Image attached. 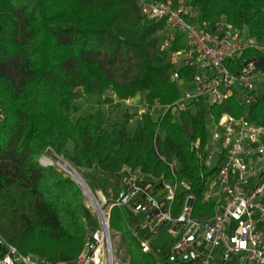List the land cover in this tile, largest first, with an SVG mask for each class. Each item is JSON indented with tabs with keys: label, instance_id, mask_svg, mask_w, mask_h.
Instances as JSON below:
<instances>
[{
	"label": "trees",
	"instance_id": "trees-1",
	"mask_svg": "<svg viewBox=\"0 0 264 264\" xmlns=\"http://www.w3.org/2000/svg\"><path fill=\"white\" fill-rule=\"evenodd\" d=\"M186 1L202 24L223 17L264 44V0ZM163 28V21L140 15L136 0H0V238L20 254L74 264L90 232L82 190L57 167L40 164L47 148L78 170L117 182L124 169L170 180L156 147L176 163V179L187 181L195 198L194 216L202 215L201 175L212 171L199 165L190 143H205L208 114L240 117L243 109L230 99L208 110L198 104L178 118H151L153 108L179 94L169 55L181 48L182 36L161 50ZM248 58L264 72V55L247 51L237 63ZM79 89L85 99L110 92L102 104L116 108L142 95L147 111L140 127L129 133L128 114L109 127L102 113L72 119ZM248 119L264 126V92ZM183 199L177 196V206ZM125 212L113 208L109 223L125 238L128 264H162L142 253L132 231L138 220L130 226Z\"/></svg>",
	"mask_w": 264,
	"mask_h": 264
},
{
	"label": "built area",
	"instance_id": "built-area-1",
	"mask_svg": "<svg viewBox=\"0 0 264 264\" xmlns=\"http://www.w3.org/2000/svg\"><path fill=\"white\" fill-rule=\"evenodd\" d=\"M136 4L142 17L164 22L161 50H168L176 35L182 36L181 48L169 55L170 80L179 94L163 107L160 116L178 118L186 111L194 113L198 104L208 110L230 99L243 114L223 113L218 118L208 114L205 143L200 139L190 143L199 165L212 171L201 175L200 217L194 216L195 198L188 193L189 183L176 179L178 166L155 147L159 160L169 167L171 179L124 169L116 189L93 195L96 206L88 199L98 228L89 232L74 264H117L113 239L120 242V235L109 223L113 208L138 217L132 228L134 238L142 253H153L162 264H264V126L248 119L249 108L262 94L254 81L264 72L254 58L237 63L247 51L264 55V44L223 17L212 25L202 24L186 0L177 5L171 0H136ZM182 71L190 74L182 77ZM66 163L50 148L40 158L41 165L69 174ZM181 194L184 199L177 206ZM209 205L210 213L206 211ZM164 229L172 239L166 249L153 252L150 243ZM0 264L51 263L22 255L0 238Z\"/></svg>",
	"mask_w": 264,
	"mask_h": 264
},
{
	"label": "rangeland",
	"instance_id": "rangeland-1",
	"mask_svg": "<svg viewBox=\"0 0 264 264\" xmlns=\"http://www.w3.org/2000/svg\"><path fill=\"white\" fill-rule=\"evenodd\" d=\"M254 84L259 93L264 92V76H261L260 78L256 79L254 81ZM77 95L78 96L74 101V105L71 110L72 119H75L78 116H87L91 114L102 113L103 115H105L106 118V126L109 127L110 124L124 120V115L128 114L130 115V119L128 121L127 129L131 135L135 133L138 127H140L141 125L140 116L147 111L146 108L143 107L144 97L141 96H137L133 98L132 102L128 101L127 104L123 103L119 108H116L115 106L108 107L103 105L102 104L103 100H96V98L85 99L84 96L81 94V90H77ZM102 97L103 99L104 97L113 98L110 92H107L105 96ZM162 112L163 109L155 110V108H153L149 113L151 118L154 121H156L159 117H161L160 113ZM65 161L67 162V164H70L67 160ZM74 169L78 172V174H80V177L83 180L84 184L88 187V189L92 192L94 196L98 195L99 191L103 195H107L109 191L116 189L117 180L114 178L104 177L102 176V174H97L96 172L88 169H84V170L83 169L78 170L76 168ZM65 175H67L68 178L73 182L75 181L74 179H72L70 173ZM84 200H85V207L87 206V210H85L84 213L86 219V226L89 228V231L92 232L96 228H98V223L97 220L92 216V209L90 207V202L85 195H84ZM137 220L138 217H134L132 214L126 213V222L130 226H133ZM111 230L115 234L120 235V242H117L115 239H113V248L115 251L117 264H128L129 258H128V250H127L125 238L124 236H122L121 232H117L113 228H111ZM171 239L172 237L170 236V234L164 229L160 231L159 234L151 241L150 248L153 252L162 251L167 248Z\"/></svg>",
	"mask_w": 264,
	"mask_h": 264
},
{
	"label": "bare ground",
	"instance_id": "bare-ground-1",
	"mask_svg": "<svg viewBox=\"0 0 264 264\" xmlns=\"http://www.w3.org/2000/svg\"><path fill=\"white\" fill-rule=\"evenodd\" d=\"M66 165H67V167L65 166V168H67V170L70 173L71 177L75 181L79 182L82 186H86L84 184L83 180L81 179L80 174H78V172L73 167H71L69 164L66 163ZM86 188L88 189V187H86Z\"/></svg>",
	"mask_w": 264,
	"mask_h": 264
},
{
	"label": "water",
	"instance_id": "water-1",
	"mask_svg": "<svg viewBox=\"0 0 264 264\" xmlns=\"http://www.w3.org/2000/svg\"><path fill=\"white\" fill-rule=\"evenodd\" d=\"M73 179V178H72ZM77 185H79V187L81 188L83 194L96 206V202H95V198L92 194V192L87 189V186H82L79 182L74 181Z\"/></svg>",
	"mask_w": 264,
	"mask_h": 264
},
{
	"label": "crops",
	"instance_id": "crops-1",
	"mask_svg": "<svg viewBox=\"0 0 264 264\" xmlns=\"http://www.w3.org/2000/svg\"><path fill=\"white\" fill-rule=\"evenodd\" d=\"M79 90H81V89H79ZM81 94H82V92H81ZM137 96H141V97H143V96H142V95H140V94H138ZM137 96H135V97H137ZM135 97H134V98H135ZM94 98H96V100H103V97H102V96H99V97H94ZM94 98H91V99H94ZM129 101H131V102H132V101H133V99H132V100H129ZM125 103L127 104V103H128V101H127V102H125ZM144 106H145V101H144ZM144 106H143V107H144ZM157 109H158V110H161V109H164V108H163V107H156V108H155V110H157Z\"/></svg>",
	"mask_w": 264,
	"mask_h": 264
}]
</instances>
